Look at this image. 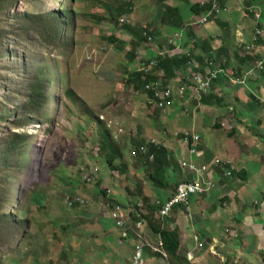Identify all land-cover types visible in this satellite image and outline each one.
<instances>
[{"label": "rangeland", "instance_id": "1", "mask_svg": "<svg viewBox=\"0 0 264 264\" xmlns=\"http://www.w3.org/2000/svg\"><path fill=\"white\" fill-rule=\"evenodd\" d=\"M155 1L21 0L0 12V44L7 50L0 54V185L14 193L7 213L17 227L0 233V264H88L92 232L100 234L103 218L112 210L135 208L133 201L148 182L147 169L140 166L144 159L131 157L140 141L154 139L170 150L181 142L180 134L196 129L205 135L212 153L218 152L215 146L222 135L217 128H195L191 117L184 115H176V122L166 126L172 107L166 113L156 112L146 107L144 97L134 95L130 75L149 61L139 55L132 64L127 57L136 39L125 26L153 29L163 6ZM128 2L132 13L114 21L115 9ZM187 8L182 10L186 19ZM56 12H66L67 20L61 35L52 39L47 33L50 26L37 25L35 17L42 14L45 20ZM114 26L124 27L125 33L119 34L126 45L111 42ZM38 32L43 37L47 33L46 43ZM149 46L143 45L139 52ZM186 78L178 83L187 84ZM35 80L43 83L44 104L41 114L29 115L26 102ZM68 90H73V98L67 96ZM178 103L185 114L186 106ZM170 129L181 132L173 134ZM146 131L152 138L145 136ZM106 132L123 160L114 165H128L125 174L110 169L106 163L110 155L100 152ZM11 133L24 134L28 140L16 146L18 150L8 149ZM8 174L12 178L7 180ZM262 185L264 191V181ZM35 193L37 206L32 200ZM124 197L131 201L124 205ZM76 198L86 205L70 208V200ZM108 203L115 207L110 209ZM0 221H4L1 210ZM98 236L96 244H102L103 237ZM83 249L88 252L82 253Z\"/></svg>", "mask_w": 264, "mask_h": 264}, {"label": "crops", "instance_id": "2", "mask_svg": "<svg viewBox=\"0 0 264 264\" xmlns=\"http://www.w3.org/2000/svg\"><path fill=\"white\" fill-rule=\"evenodd\" d=\"M203 1L205 0H191L192 3ZM221 2L222 4L219 1L220 5L227 10L204 25L197 21L203 15L193 14L189 8V18L186 19L182 13L184 25L179 30L163 25L161 17L160 22L155 21V26L153 25L158 34L155 44H145V47L150 45L149 48H145V52L138 51V56H144L145 62L194 51L198 60H202V63L199 61V66L204 71L206 61L214 60L216 68L222 72L211 84L204 101L200 99L202 96H196L191 91L186 98L175 97L171 110L162 113L169 117L166 126L176 122L177 119L173 121L176 115H184L191 117L195 128L203 131L217 128L222 135L215 146L218 150L216 154L212 153L211 144H206L205 135L196 129L192 131L200 137L196 155L188 154L181 142L173 144L169 151L172 152L177 167L182 161H191L197 166L213 163L218 158L232 162L229 167L231 176L224 175V172L216 173V167L214 172L208 171L204 175L205 180L214 183V186L201 195L191 197L186 205L173 208L168 219L160 220L164 229L177 233L179 250L174 258L164 259L147 249V264H264V133H261L262 129L264 131V32L261 36L257 34L258 29H264V0ZM130 3L132 4L128 2L123 6L126 8ZM165 3L179 6L182 10L186 8L179 0H166ZM131 9L133 11V5ZM248 9L257 11L261 15L260 21L255 20ZM160 12L162 7L158 8V17ZM118 27L114 26L110 40L115 38L122 45L126 42L119 33L124 34L127 26L125 29ZM176 33L181 35L180 40H173ZM254 38L256 41L253 49L246 51V45ZM193 41L195 47L192 45ZM244 52L250 56L254 54L260 58L258 61L263 60L262 69H257V60L253 62L248 60V56L244 57ZM197 67L187 64V67L178 69L175 72L176 82L170 81L171 86L177 87L178 81L185 79L188 73L200 72ZM248 71L250 76L245 74ZM234 78H243V82H232ZM178 101L186 106L185 114L179 111L181 104H176ZM170 130L173 134L181 132L177 129ZM146 134V137L152 138L149 136L150 132L146 131ZM177 169L169 176L173 184L191 181L188 179L190 174L192 180L195 179V174L187 169ZM143 194L154 203L170 198L174 190H156L150 183L144 182ZM123 201L125 205L131 198L124 197ZM137 201L133 202L136 204ZM101 226L103 230L100 234H91L92 245L89 251L92 250L93 255L88 264H128L136 245L145 241L156 243L158 240L157 235L144 227L138 232L134 229L133 238L120 246L118 241L122 232L115 228L109 215L103 218ZM98 235L103 237L102 244H96ZM85 252L88 250L83 249L82 253Z\"/></svg>", "mask_w": 264, "mask_h": 264}, {"label": "trees", "instance_id": "3", "mask_svg": "<svg viewBox=\"0 0 264 264\" xmlns=\"http://www.w3.org/2000/svg\"><path fill=\"white\" fill-rule=\"evenodd\" d=\"M21 0H0V12L5 11L8 7L15 6L18 4ZM160 5H163V3L166 2V0H158ZM181 3L186 5L190 9V11L193 14L196 15H204L208 13L211 8H212V3L210 1H207L205 5H201L200 3H192L191 0H179ZM222 4L221 0H217L218 4ZM132 4L128 7H124L123 5L118 6L116 10V14H114L113 20L114 21H119L122 16L126 15L127 13H131ZM249 11V9H248ZM250 15L254 16L252 13L248 12ZM161 17L163 20V25H166L167 27H171L172 29L179 30L181 27L184 25L183 19H182V8L179 6H171V5H166L162 6V12H161ZM37 20V25L41 24H48L50 26L49 32L50 37L52 39H56L58 34L61 35L60 27L63 26L66 23L67 20V14L66 12H56V13H50L47 14L45 17V20L42 18V14L36 15L35 17ZM30 19V18H27ZM30 23V22H28ZM261 24V23H260ZM259 27H262L259 25ZM126 29H130L131 33L133 34L134 40L132 42V50L128 53L127 57L131 59L132 64L137 60L138 57V51L139 49L149 43V37L152 38L154 41L157 37V32L156 29H143V27H132V26H127ZM39 36L44 40L43 43H46L47 38V33L43 37L40 32ZM146 34L149 36L147 37ZM115 39V38H114ZM111 39V42L115 43L116 39ZM259 40V39H258ZM126 45V43H122V45ZM57 45H61L59 42H57ZM56 45V46H57ZM196 45V44H195ZM194 45V47H195ZM244 49V45L242 46ZM4 46L0 44V54L3 55L7 52V50L3 49ZM246 50V49H245ZM243 56L246 57L248 56V60L258 61L260 58H257L254 54L251 56L247 54V52H244ZM0 55V56H1ZM152 61H157L159 63V69L153 72L151 75H146L145 71L143 68H140L138 72H135L134 74H131L130 76L132 77L131 80L135 81L133 91H142L146 84L159 80V75L161 71L165 72V77L163 80L165 81V87H170V81H173L175 78V72L178 71V69H182L183 67H187V64L192 63L193 61L198 62V64L202 60L196 55V53L193 51H190L189 54L186 55H176L175 57H158L153 60H150L149 62ZM200 61V62H199ZM256 61V62H257ZM148 62V63H149ZM206 65V69L208 68L207 66L209 65L208 62H212V66H215L214 60L213 59H208ZM255 62V63H256ZM200 72L204 73L205 71L202 70V67H200ZM214 69L213 67H211ZM218 69V68H217ZM186 70V69H185ZM204 71V72H203ZM173 87V86H172ZM31 92L28 95V100L26 102V112L29 115H39L41 114V108L43 107L44 102L42 101V96H41V90L44 88L43 83L35 80L30 84ZM67 96L70 98H73L74 93L73 90H68L67 91ZM144 99H146V107L156 111V112H162L161 110L156 109L155 107L149 105L147 103L148 101V94L143 92ZM202 96V97H201ZM200 99L204 101V97L206 95H201ZM79 103L83 102L81 99L76 98ZM75 99V101H77ZM50 100V99H48ZM180 137V135H179ZM102 143H101V148L100 152L102 155H110V157L107 159V165L110 167V169L119 172L120 174H125L128 170V165L126 163H120L118 165H114L116 161L122 160V156L120 154V151L118 149H115L113 146L112 139L110 137V134L106 132L104 136L101 137ZM28 140V136H25L24 134H18V133H11L10 136L7 139V146L6 148L11 149V150H18V147L21 144H25V142ZM141 145V146H140ZM140 146V147H139ZM143 146H146L148 149V154L149 156L143 157V156H138L137 158H142L144 159L143 165L145 169H147L148 172V183L156 189V190H161V191H172L177 187V184H173L174 182L171 181L170 173H175L176 170H178L177 165L174 162V157L171 151L168 149L164 148L162 145H156L152 144L151 142H148L146 140L140 141V144H136L135 148H137L136 151H139V149ZM150 156H153V161H150L149 158ZM123 161V160H122ZM227 166H220L217 170L216 173L220 174L224 172V168ZM10 168V166H9ZM12 175L8 174L6 176V179H11ZM189 180H192V176L190 175ZM173 184V185H172ZM3 185H0V210L3 212V219L4 221H0V233L3 232H8L9 229H16L17 227H14L12 224H15V220L12 219L11 213L8 212V207L14 202L15 199H13L14 193L11 191L10 187H6L5 189L3 188ZM7 193L5 196L4 193ZM35 195V196H34ZM38 194L35 193L33 194V204L35 206L38 205ZM138 200L137 202L141 204L143 207L142 209H138L136 204L135 208L138 211L139 218H135L134 216L132 219L134 220V224L139 222L140 220L144 221L147 224V227L149 228L150 232H152L154 235H157L158 237H161V239L164 242L165 245V251L167 254V259H172L177 255V252L179 250L180 242H179V237L177 233L168 231L164 229V227L161 225L162 219L159 218L158 216V211L159 208L155 206V203H152L148 198H146L143 194V190L138 193V196L136 197ZM109 201V200H108ZM110 202V201H109ZM137 203V204H138ZM110 209L112 207H115V204H110ZM74 207H80V206H74ZM73 207V208H74ZM6 209V210H5ZM26 224V223H25Z\"/></svg>", "mask_w": 264, "mask_h": 264}, {"label": "built area", "instance_id": "4", "mask_svg": "<svg viewBox=\"0 0 264 264\" xmlns=\"http://www.w3.org/2000/svg\"><path fill=\"white\" fill-rule=\"evenodd\" d=\"M207 1H210L212 3V8L208 13L198 18L197 21L200 25H204L208 23L212 17H217L221 15L222 12L227 10L226 8L219 5L217 0H205L200 4L205 5ZM249 12L254 15L255 20L260 21L261 15L258 14L257 11L250 9ZM263 32L264 29L262 30L258 29L257 34L261 36ZM146 36L148 37L149 35L146 34ZM180 39H181V35L179 33H176L174 35L173 40H180ZM255 41L256 38H254L250 44L246 45L245 47L246 51H250L253 48ZM152 42H153L152 38L149 37V44L150 45L153 44ZM192 45L194 47L195 41L192 42ZM189 64L198 66L197 69L199 68L198 62L193 61L192 63ZM208 64H209L207 66L208 68L204 73L194 72V71L192 73H188L186 78L187 80H185L187 84L180 83L177 87L174 88L171 85L170 87H165V81L163 80V78L165 77V72L161 71L159 75V80L152 81L146 84V86L142 91H133L134 95L137 97H145L143 96V92L147 93L148 94L147 103L161 111H166L167 109H170L173 105L175 97L182 98L184 95L190 93L191 91H195V93L198 96L206 95L210 90L211 84L218 79L219 74L222 72V70L212 66V62H208ZM262 65H263V61L262 60L258 61L257 68L261 70ZM211 67H213L214 69H212ZM142 68L144 69L146 75H151L153 72L159 69V63L157 61L143 63ZM245 74L246 76L251 75L250 71L246 72ZM245 74L243 78L245 77ZM243 78L242 79L234 78L232 79V82L241 84L243 82ZM179 140L181 141V143L185 145L188 154L196 155L198 153V144L200 141V137L198 134L187 131L180 134ZM150 142L152 144L161 145L156 141H150ZM140 155L143 157L149 156L148 149L146 146L141 147L139 151L134 150L131 153V157L133 159L137 158ZM149 160L153 161V156H150ZM231 164L232 162L230 160L223 161L219 158L213 160V163L207 165H201V166H197L195 163L191 161L188 162L182 161L179 167L181 169L185 168L189 172L194 173L195 179L191 181H184L182 183H179L175 189L174 194L170 198L164 201L157 200L154 202L155 206L159 208L158 211L159 218L162 220L168 219L170 217L169 214L172 213L171 211L173 208L186 205L191 197L196 195H201L207 192L209 188H212L214 186V183L207 182L204 177V175L208 171L214 172V170L216 168H219L220 166H227L223 169L224 175L231 176L232 171H230L229 169ZM84 180L90 181V179H88L87 177H85ZM77 205L82 207L86 205V202L82 199L76 198L70 200V203L68 204L70 208ZM136 206L138 209H142L143 207L139 203ZM133 216L135 218H139V214L136 208H130V207H127L126 209L116 208L110 212L109 217L113 221L115 228L122 232L121 237L119 239V245L127 244L133 238L132 232L134 229L137 230L136 232H138L143 230L144 227L147 228V224L142 220L134 224V220L132 219ZM136 235H138V233H136ZM139 238L141 237L139 236ZM147 249H150L154 254L161 255L164 259H167L164 242L161 239V237H158L156 243L145 241L136 245L133 256L128 264H147Z\"/></svg>", "mask_w": 264, "mask_h": 264}]
</instances>
